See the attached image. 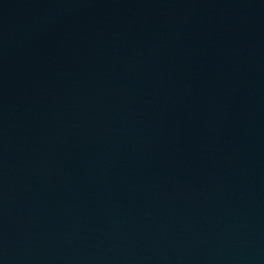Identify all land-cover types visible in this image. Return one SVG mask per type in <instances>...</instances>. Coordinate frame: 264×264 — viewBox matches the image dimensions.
Masks as SVG:
<instances>
[{
	"label": "water",
	"instance_id": "water-1",
	"mask_svg": "<svg viewBox=\"0 0 264 264\" xmlns=\"http://www.w3.org/2000/svg\"><path fill=\"white\" fill-rule=\"evenodd\" d=\"M0 264H264V0H0Z\"/></svg>",
	"mask_w": 264,
	"mask_h": 264
}]
</instances>
